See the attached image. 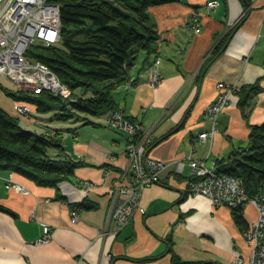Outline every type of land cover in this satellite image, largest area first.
Instances as JSON below:
<instances>
[{
    "label": "crops",
    "instance_id": "1",
    "mask_svg": "<svg viewBox=\"0 0 264 264\" xmlns=\"http://www.w3.org/2000/svg\"><path fill=\"white\" fill-rule=\"evenodd\" d=\"M207 1L176 0L151 6L149 16L159 34L154 54L160 56L156 68L161 80L150 85V58L146 60L141 51L128 69L127 80L113 92L123 113L139 120L153 136L146 153L165 162L191 156L215 166L216 159L227 158L246 145L251 124L264 121V0H216L213 7ZM196 21L198 31L193 26ZM228 31L225 44L211 55V48ZM218 81L238 87L254 84L258 89L244 93V108L239 94L231 93L212 134L201 140L198 133L212 126L204 109L214 98ZM3 88L14 90L15 86L0 76L4 110L18 116L25 128L61 129L64 151L83 164L56 186L38 185L0 169V204L8 208L0 209V264H171L170 248L184 260L233 264L238 254L249 253L230 208L216 206L188 189L191 169L187 163L181 172L167 166L160 181L145 186L128 223L113 232L108 185L127 174L126 137L106 124L105 112L89 124L54 122L58 119L34 111L32 116H20L15 110L17 100ZM72 130L76 136L68 133ZM48 152L57 153L55 147ZM83 181L91 183L87 195ZM83 197L95 207L72 206ZM255 214L254 205L246 203L247 223ZM44 224L51 237L39 243Z\"/></svg>",
    "mask_w": 264,
    "mask_h": 264
},
{
    "label": "trees",
    "instance_id": "2",
    "mask_svg": "<svg viewBox=\"0 0 264 264\" xmlns=\"http://www.w3.org/2000/svg\"><path fill=\"white\" fill-rule=\"evenodd\" d=\"M53 1L60 7V38L54 43L30 44L26 55L53 70L69 88L70 95L62 97L46 89L35 93L3 88L4 92L14 100L33 104L37 112L53 110L52 119L71 118L89 124L94 123L90 115L104 112L108 115L118 109L123 112L115 101V88L127 80L128 69L139 52H145L146 60L150 58L148 66L156 55L159 34L148 10L151 6L176 0ZM229 33L211 48V55L219 52ZM206 63L207 60L201 68ZM257 89L254 84L239 87L236 92L242 108L247 103L248 92ZM62 141L61 129L46 127L37 132L25 128L18 116L0 106V169L16 172L38 185L56 186L70 179L74 169L83 164L64 151ZM50 147H55L57 153L50 154ZM215 164L216 171L237 178L248 196H260L264 202V121L250 125L246 145L239 152L216 159ZM245 204L230 207L242 231L248 224L243 215ZM72 206L89 209L95 207V203L83 197ZM0 209L8 211L2 204ZM170 260L171 264L204 263L184 260L171 248Z\"/></svg>",
    "mask_w": 264,
    "mask_h": 264
},
{
    "label": "built area",
    "instance_id": "3",
    "mask_svg": "<svg viewBox=\"0 0 264 264\" xmlns=\"http://www.w3.org/2000/svg\"><path fill=\"white\" fill-rule=\"evenodd\" d=\"M216 0L207 1L209 7L216 5ZM195 23V22H194ZM60 7L53 0H0V76L8 78L15 89L32 92L49 90L62 97H68L70 90L45 63L29 58L27 47L33 43L49 44L60 38ZM199 30V25L194 26ZM159 57H155L148 66L147 79L157 85L160 74L156 68ZM239 87L224 81L216 82V93L204 109V114L212 122L210 130L201 131L198 136L205 140L215 129L218 114L229 101L231 93ZM16 112L25 116L30 108L24 101H16ZM106 123L126 134L125 152L128 160L127 174L115 179L108 185L112 200L110 224L113 232L120 231L138 208L141 190L161 180L163 171L173 165L176 172H181L185 163L190 166L191 175L187 179L188 189L201 194L216 206L235 207L251 201L256 210V217L248 222L243 236L251 246L248 255H237L234 264H264V202L260 196H248L240 181L224 172H218L215 166L207 165L203 160L187 156L165 162L149 156L147 148L153 142L150 132L142 133L139 121L132 120L118 110H112L106 117ZM75 136V131L71 132ZM84 195L91 186L83 181ZM75 210L71 211L74 219ZM51 237L47 224L42 226V233L37 242L44 243Z\"/></svg>",
    "mask_w": 264,
    "mask_h": 264
},
{
    "label": "rangeland",
    "instance_id": "4",
    "mask_svg": "<svg viewBox=\"0 0 264 264\" xmlns=\"http://www.w3.org/2000/svg\"><path fill=\"white\" fill-rule=\"evenodd\" d=\"M198 24V22L196 21L194 24H193V26H195V25H197ZM199 25V24H198ZM155 57H159V59H160V56L158 55V54H156L155 56H154V58ZM153 58V57H152ZM153 58V59H154ZM159 62V61H158ZM148 76V75H147ZM160 80H161V76H160ZM160 82V81H159ZM150 83V82H149ZM150 85H152V86H155L154 84H152V83H150ZM25 90V89H24ZM239 89H237L236 91H238ZM235 91V92H236ZM234 93V92H233ZM25 102V101H24ZM26 103H28V102H26ZM28 106H29V108H30V113L28 112L25 116H32V111H34V112H37L36 111V109H35V107H34V105L33 104H31V103H28ZM224 109V108H223ZM16 110V109H15ZM38 114L40 115V116H53V110H50V111H47V112H38ZM20 116H23V115H20ZM91 119H93V118H95L94 117V115H90L89 116ZM107 117V116H106ZM68 120V122H75L76 121V119H67ZM66 120V121H67ZM106 120V119H105ZM133 120V119H132ZM134 120H137V119H134ZM59 121H61V122H63L64 120H55L54 122H59ZM137 121H139V120H137ZM51 121H49L48 123H50ZM140 122V121H139ZM107 124V123H106ZM141 124V123H140ZM50 125H52V126H55V124L54 123H52V124H50ZM71 125V124H70ZM108 125V124H107ZM110 126V125H109ZM142 126V125H141ZM111 127V126H110ZM113 128V127H112ZM143 128V127H142ZM114 130L116 129V128H113ZM117 130V129H116ZM147 130H145L144 128H143V131H142V133H144V132H146ZM72 132V131H71ZM70 131L68 132V133H71ZM117 132H119V133H121V134H123V136H125L126 137V134H125V132H123V131H121V130H118ZM149 132V131H148ZM72 135V134H71ZM76 136V135H75ZM247 203H248V201H247ZM249 204H253L251 201H249ZM229 208V207H228ZM251 211H252V209H251ZM256 215V214H255ZM256 217V216H255ZM119 232V231H118ZM245 239V238H244ZM245 241H246V239H245ZM246 243H247V241H246ZM248 244V243H247ZM248 246H249V253H250V251H251V246L248 244ZM248 253V254H249ZM247 254V255H248ZM235 259H237V256L234 258V260H233V264H234V262H235Z\"/></svg>",
    "mask_w": 264,
    "mask_h": 264
}]
</instances>
